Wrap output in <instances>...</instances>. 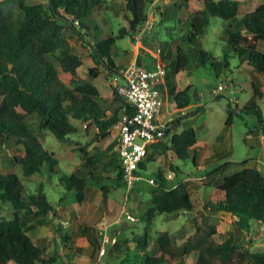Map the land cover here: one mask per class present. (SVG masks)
Listing matches in <instances>:
<instances>
[{
	"label": "trees",
	"instance_id": "16d2710c",
	"mask_svg": "<svg viewBox=\"0 0 264 264\" xmlns=\"http://www.w3.org/2000/svg\"><path fill=\"white\" fill-rule=\"evenodd\" d=\"M7 1L18 4L19 10L5 8V1L0 0V150L12 141L22 145L24 155L14 156L13 161L21 165L27 177L41 174L45 169L46 172H60L59 159L45 149L38 133L28 124V118L37 114L38 130L49 129L61 141L78 131L72 119L95 124L98 129L95 137L106 138L111 134V129L118 125L119 111L124 104L116 89L111 96L101 97L95 85L79 77L77 69L83 60L67 48L64 36L66 28L75 31L86 42H90L88 36L94 39L89 45L95 66L89 72L97 77L103 68L112 79L120 69L113 57V48L118 39L126 36L132 38L138 33L148 19L149 0H126L128 28H121L117 35L112 34L102 40L92 36L86 20L96 7H102L103 0H46L39 4H28L26 0ZM193 4L201 8L197 10ZM182 5L189 6L190 11L187 23L191 29L185 39L188 45L186 49L178 45L174 56L169 44L168 54H165V48L160 50L161 61L168 70L167 80L161 84V89L172 95L177 113L187 110L190 104L191 86L181 90V79L191 61L202 66L211 64L215 78H220L222 65L229 67L231 57L227 49L230 48L234 53H244L249 65L264 73V52L257 48V42L264 40V2L245 13L235 27H230L224 38L226 47L222 59L195 43L214 18L225 21L237 18L241 1L184 0ZM161 16L159 23L165 21L163 12ZM138 62L143 63L142 57H138ZM57 65L69 76V84L61 80ZM251 87L252 96L241 108L228 102L226 125H230L235 116L242 118L243 113L254 114L260 120V131L264 134L263 113L258 105L264 92L257 81H252ZM106 102L116 106L112 115L108 114L110 107L106 106ZM202 109L199 107L186 115L193 116ZM116 145L115 139L103 151L106 162L100 161L97 153L91 155L83 148L79 167L70 174L60 176L65 185L60 199H73L80 204L86 201L88 184H101L105 177L103 173L117 164L113 155L109 154ZM203 147L205 143L198 140L193 127L174 134L169 145H160V149L171 150L180 159L191 158L194 165H198L200 148ZM248 161L238 163L242 169L223 176L218 185L222 196L205 205L206 214L201 224L184 244L176 246L172 233L161 232L157 236L160 248L158 256L145 253L131 262L128 257L124 261L128 264H173L179 260V264H184L182 258H189L192 264H264V251L251 252L240 243L242 230L237 228L233 235L218 242L215 238L219 233L217 226L209 221L210 214L221 213L264 223V173L256 166H246ZM225 166L227 164L214 169L213 174H218ZM140 167H145L143 161ZM172 171L177 176V169ZM154 177L158 188L149 201L144 220L152 221L157 213L171 215L194 210L192 194L185 182L179 181L170 187L169 179L161 169ZM120 182L124 184L121 160L117 169V184ZM25 189L18 174L0 172V203L12 210L10 219L0 220V264H54L61 258L60 240L69 242L72 236L67 232H58V243L57 235L52 232L49 238L53 245L51 253L35 244L28 232L50 225L58 213L42 185L27 196H24ZM100 190L102 204L105 205L108 188L101 185ZM72 214V219H75L76 214ZM147 236L148 233L137 240V247L147 246Z\"/></svg>",
	"mask_w": 264,
	"mask_h": 264
},
{
	"label": "rangeland",
	"instance_id": "374dc122",
	"mask_svg": "<svg viewBox=\"0 0 264 264\" xmlns=\"http://www.w3.org/2000/svg\"><path fill=\"white\" fill-rule=\"evenodd\" d=\"M4 1L5 8L14 11L19 10L18 4ZM45 1L26 0L28 4L45 3ZM240 1L239 17L254 10L264 2V0ZM125 2L126 0H103L102 7L99 8L98 6L92 11L86 22L93 37L102 40L109 35H117L121 28H128V20L125 17ZM148 2L149 10L153 0ZM183 2L184 0H157L158 10L160 9L159 11L162 12L161 9L165 8L166 14L169 15L166 21L158 23V29H156V24L154 30L146 32L141 38L126 36L117 40L113 48V57L119 68L127 66L131 60L138 57H142L144 65L152 66L155 62V54L158 53L159 49L162 50L163 44L164 46H168V44L173 46V43H167L169 40H178L179 45L186 49L188 45V42L185 41L186 34L191 29V25L187 22L186 24L182 23L184 19L183 11L185 10L184 5H182ZM153 8L155 9V5ZM239 17L230 21H225L219 17L214 18L196 46L198 45L222 59L225 54L226 41L223 37L219 38L217 35L224 33L230 24L235 27L239 23ZM75 25L78 26L77 23ZM64 36L67 48L72 53L82 57L83 64L77 69L79 77L95 85L101 97L111 96L113 94L111 78L105 70L102 68L100 75L97 77H93L89 72L90 68L95 66L91 58L89 45L94 39L88 36L90 42H86L69 28H66ZM257 45L258 49L264 52V40L258 42ZM227 50L230 56L234 54L232 49L228 48ZM175 52L176 49L172 52L173 56ZM228 62L230 63L228 68L222 65V76L215 78L211 64L206 63V65L197 66L196 62L191 61L189 69L192 72L190 75H186V79L188 76L191 77L190 81L193 85L190 90V104L186 112H192L199 107L203 109L193 116L186 115L180 119L181 122L176 126L177 132L187 127H193L196 130L198 140L205 143L206 147L202 148L204 150L200 148V152L202 150L201 155L208 154L214 149L230 151L229 154L217 161V165L232 161L226 166L227 169H224L220 174L214 175L212 166L200 170L193 164L191 158L180 159L171 150L163 151V149H160L163 156L159 157L158 154L152 152L154 151L153 148H150L143 160L145 167L141 169L144 178L132 190H128L123 183L117 184V169L120 159L114 147L109 154L113 155L117 164L109 167L108 172L103 173L105 177L101 180V184H88V199L80 204L73 199L64 201L60 199L65 192V185L60 176L63 173L70 174L79 167L83 148L91 155L97 153L98 157H101L99 160L106 162L107 159L103 156V151L113 140L118 139L117 126L111 129V134L108 137L96 138L95 135L98 133V129L95 124L88 122L85 127V121L72 119L78 131L68 135L66 140L61 141L49 129L38 130L39 116L37 114L30 116L27 120L28 124L38 133L45 149L54 153L55 157L59 159L60 172H46L44 168L43 173H36L27 177L24 175L21 165L13 161L14 156L24 155L23 146L16 141H12L0 150V172L18 174L26 187L24 196L36 192L42 185L49 200L57 209L58 219L55 220L56 223L52 222L48 226L38 227L28 232L33 241L53 251V245L49 240L52 232L57 235V239H59L58 232L63 233V230H66L72 236L69 242L60 240V243L65 246L67 255L66 259L60 258L54 264H84L79 261L80 257L87 258L88 264L95 262L96 264H128L124 261V258L128 257L131 262L135 260V257L142 256L145 253L158 256L160 248L157 236L161 232L172 233L175 236L176 246L184 244L188 238L195 234L201 224L202 218L206 214L205 205L222 196L218 185L223 176L232 173V169H239L238 163L241 161L249 160L248 165H253L255 158L259 156L264 158V145L263 147L260 145L250 146L256 140L255 137L261 133V122L254 114L243 113L242 118L234 117L233 124L230 127L225 124L228 117V102L230 101L233 106L238 104L241 108L252 96L250 82L252 80L262 81L264 85V73H260L252 67L245 70L239 69V56L234 58L232 56ZM57 67L61 80L69 84V76L61 71L59 65ZM222 84L226 85L225 89L220 88ZM215 91H221L218 95L223 96L216 98L213 95ZM166 103L165 105L168 106L169 103ZM258 105L264 115V96L259 99ZM106 106L110 107L108 114L112 115L116 106L111 102H106ZM172 111L173 113L176 112L175 109H172L169 114ZM165 114L168 115V112ZM171 165L174 166L171 168ZM174 168L177 169L180 180L173 174L172 170ZM160 169L173 175L168 184L170 187L187 178L185 183L192 194L194 210L171 215L157 213L152 221H146L144 220V213L150 205L149 201L154 191L158 188V183L151 184L148 178L154 177ZM262 172L264 173V168ZM101 185L108 188V201L105 205L102 204ZM72 213L76 214L75 219H72ZM11 216V208L0 203V220L10 219ZM60 216L64 219L60 220ZM209 221L217 226L219 233L215 238L218 242L226 240L234 232H237L238 228L242 230L240 243L243 247L251 252L264 251V223H257L236 216L230 217L221 213L210 214ZM100 222L109 226L111 232L117 235L115 236L117 238L116 242L110 238L108 239L109 242H105L103 234L96 232L101 227ZM146 233H148L147 246L137 247V240L143 238ZM98 241L100 244H95ZM110 242H114L116 247ZM78 247H82L84 252L79 253ZM101 251L103 252L100 255ZM182 261L184 264H192L189 258H182ZM8 264L16 263L10 262ZM173 264H179V260L174 261ZM246 264L252 263L248 262Z\"/></svg>",
	"mask_w": 264,
	"mask_h": 264
},
{
	"label": "built area",
	"instance_id": "2783aa9c",
	"mask_svg": "<svg viewBox=\"0 0 264 264\" xmlns=\"http://www.w3.org/2000/svg\"><path fill=\"white\" fill-rule=\"evenodd\" d=\"M154 5L148 10L147 21L134 35L137 38L154 30L159 23V13L156 7L153 8ZM160 52L159 49L152 66L140 64L135 58L111 79L113 90L116 89L124 99L119 111L115 148L121 160L123 182L128 190H132L144 178L140 164L144 160L146 147L164 139L175 120L163 114L164 92L161 84L166 82L168 70L161 61ZM220 88L225 89L226 85L222 84ZM219 92L215 91L213 95L217 96ZM87 125L88 122L84 124L85 127ZM148 181L151 184L157 182L155 177H149ZM107 240L105 237L104 241Z\"/></svg>",
	"mask_w": 264,
	"mask_h": 264
},
{
	"label": "crops",
	"instance_id": "0c3cea01",
	"mask_svg": "<svg viewBox=\"0 0 264 264\" xmlns=\"http://www.w3.org/2000/svg\"><path fill=\"white\" fill-rule=\"evenodd\" d=\"M156 1L157 0H153V4H155V7H156V9L158 10V5H157V3H156ZM193 6L195 7V8H197V10H199L201 7L199 6V5H197V4H193ZM184 7H185V10L183 11V24H186V22H187V18H188V16H189V14H190V11H189V6H187V5H184ZM160 10V9H159ZM158 10V13L160 12ZM161 11L163 12V14H164V20L166 21V19L168 18V14H166V12H165V8L162 10L161 9ZM239 13V12H238ZM159 16H160V19L162 18V16H161V12L159 13ZM238 17H239V15H238ZM240 18H242V17H239V19ZM160 24V23H159ZM232 26V24H230V26L229 27H227L228 29H226L225 30V32L224 33H222V34H219V35H217L219 38H222L223 37V39L225 38V35L227 34V32L229 31V29H230V27ZM233 28V27H232ZM261 40H259L258 42H260ZM258 42H257V44H258ZM172 43H173V46L171 47V54H172V52L178 47V45H179V42H178V40L176 41V39H173V41H172ZM195 44H197V43H195ZM167 45H165L164 46V44H163V46H162V48H165V54H168V51H167ZM257 48H258V45H257ZM234 53V52H233ZM157 54H155V56H156ZM234 55H236V56H239V69H243V70H245V69H247V68H249V67H252L251 65H249V63H248V59H247V57H246V55L244 54V53H234L232 56H233V58L234 57H236V56H234ZM173 56V55H172ZM215 56V55H214ZM232 56H230V57H232ZM216 57H219L220 58V56H217L216 55ZM156 58V57H155ZM134 60V59H133ZM230 60V59H229ZM132 61V60H131ZM142 64H144V63H142ZM195 64H197V66L199 65V66H202V65H200L199 63H195ZM146 65V64H145ZM229 65H230V63H229ZM253 68V67H252ZM254 69V68H253ZM191 72H192V70L190 71V69H189V67H187L185 70H184V72H183V75H182V79H181V85H182V88H181V90H184L186 87H188V86H191L192 87V81H190V78L191 77H189L188 76V78L186 79V75L187 74H191ZM239 72H241V71H239ZM261 77V76H260ZM263 80H264V78H263ZM253 81V80H252ZM252 81L250 82V85L252 84ZM260 83V88H261V90L264 92V85L262 84V81H260L259 82ZM224 94V93H223ZM166 99V100H165ZM168 102L169 103V105L167 106V105H165V103L166 102ZM167 104V103H166ZM238 105V104H237ZM164 110H163V114L164 115H166V116H168V117H173L175 120H174V123L172 124V126L169 128L170 129V131L167 133V135H166V137L164 138V139H162L159 143H154V144H149L147 147H146V153L148 152V149H150V148H153V150L154 151H152L153 153H155V154H158V156L159 157H161V156H163L162 155V151H160V145L162 144V145H165V144H170V142H171V138H172V136L174 135V134H176V133H180V132H177L176 131V126H177V124H179L180 122H181V120L180 119H182L183 117H185L186 116V114H188V113H190V112H186V110H184V111H182L181 113H177V109H176V105H175V102H174V100H173V97H172V95H170V93H168V91H165V93H164ZM238 107H239V105H238ZM240 108V107H239ZM176 110V112L175 113H173V111L169 114V112L171 111V110ZM188 109V108H187ZM166 112H168V115L167 114H165ZM263 118H264V115H263ZM234 121V120H233ZM233 121H232V123L230 124V125H226V126H231L232 124H233ZM225 124H226V122H225ZM262 125L264 126V121H263V123H262ZM198 136V135H197ZM256 138V140L253 142V143H251L250 144V146H252V147H256V145H260L261 147H263V145H264V134L261 132L258 136H256L255 137ZM117 141H118V139H117ZM156 145H157V147H156ZM207 146V145H206ZM206 148V147H205ZM202 150H204V149H202ZM202 150H201V152L199 153V156H198V165H196L197 166V168L198 169H206V168H208V167H210V166H212V168L213 169H216V168H218L219 166H223V165H225V164H227V166H228V164H230V162H232V161H227V163H225V164H220V165H217V161L221 158V157H223V156H226L227 154H229L230 153V151L229 150H227V151H223V150H217V149H214L212 152H209L208 154H204V155H201L202 154ZM172 156V155H171ZM172 158H173V156H172ZM254 164L253 165H246V166H256V167H258L260 170H262L263 168H264V158L262 157V156H259V157H257V158H255L254 159ZM241 162H243V161H241ZM240 162V163H241ZM204 163V164H203ZM172 166V165H171ZM174 166V165H173ZM167 168V167H166ZM243 167H241V166H239V169H232V173H234V172H236V171H238V170H240V169H242ZM224 169H227L226 168V166L222 169V171L224 170ZM161 170H163V169H161ZM235 170V171H234ZM164 172H165V176L169 179V181H168V184H169V182L171 181L170 179H172V174H170L169 172H167V171H165V170H163ZM222 171H220V172H222ZM220 172H219V174H220ZM232 173H229V174H232ZM174 174V173H173ZM226 175H228V174H226ZM225 176V175H224ZM180 178V176L177 174V179L178 180H180L179 179ZM187 179V178H186ZM186 179H182L181 181L182 182H186L185 180ZM87 199H88V194H87ZM58 217V216H57ZM56 219H58V218H54V220H53V223L55 222L56 223ZM59 219L60 220H62V219H64V218H62L61 216L59 217ZM64 222V221H63ZM101 223V227L100 228H98L97 230H96V232H98V233H102L103 234V237H104V240H105V237L107 238V239H111V240H113V239H117L115 236H117L116 234H114V233H112L111 232V229L110 228H108L109 226H106V225H102V222H100ZM62 229H63V227H62ZM35 230V229H34ZM110 231V232H109ZM108 232H109V234H108ZM63 233H66V230H63ZM98 233H97V235H98ZM32 238V237H31ZM33 240V239H32ZM97 240H98V238H97ZM57 242H58V239H57ZM105 242H109V240H107V241H105ZM116 242V241H115ZM35 243V242H34ZM59 243V242H58ZM110 243H112V242H110ZM36 244V243H35ZM95 244H100V242L98 241L97 243H95ZM113 245H114V247H116L115 246V244H114V242L112 243ZM38 245V244H37ZM40 247H42V248H46L44 245L43 246H41V245H39ZM58 246H60V251H61V258H65L66 259V255H67V253L65 252V246H63L61 243H59V245ZM78 250H79V253H82V252H84V249H82V247H78ZM46 251L47 252H49V253H51L52 252V250L50 251V250H48L47 248H46ZM102 252L103 251H101L100 252V255L102 254ZM81 255V254H80ZM81 256H83V255H81ZM79 261L80 262H83L84 264H88L87 262H88V259L87 258H85V257H80L79 258ZM12 263H14V262H12ZM93 264H96V262L95 263H93Z\"/></svg>",
	"mask_w": 264,
	"mask_h": 264
},
{
	"label": "water",
	"instance_id": "95a60500",
	"mask_svg": "<svg viewBox=\"0 0 264 264\" xmlns=\"http://www.w3.org/2000/svg\"><path fill=\"white\" fill-rule=\"evenodd\" d=\"M159 19H160V16H159ZM159 28V24H157V26H156V29H158Z\"/></svg>",
	"mask_w": 264,
	"mask_h": 264
},
{
	"label": "clouds",
	"instance_id": "9594fccd",
	"mask_svg": "<svg viewBox=\"0 0 264 264\" xmlns=\"http://www.w3.org/2000/svg\"><path fill=\"white\" fill-rule=\"evenodd\" d=\"M160 21V20H159Z\"/></svg>",
	"mask_w": 264,
	"mask_h": 264
}]
</instances>
